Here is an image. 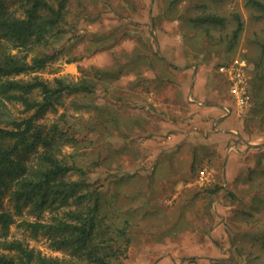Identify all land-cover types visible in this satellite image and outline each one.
<instances>
[{"label":"rangeland","instance_id":"obj_1","mask_svg":"<svg viewBox=\"0 0 264 264\" xmlns=\"http://www.w3.org/2000/svg\"><path fill=\"white\" fill-rule=\"evenodd\" d=\"M47 1L54 6L59 2ZM22 3L6 0L0 11L20 16ZM141 7L143 11L132 16ZM63 12L60 27L66 33L49 38L40 49L56 59L41 70L13 78L37 76L50 85L62 78L72 86L39 124L58 125V132L80 140L83 148L67 144L63 150L79 155L84 166L96 161L87 179L101 190L100 224L112 227L106 236H115L114 229L122 227V221L129 223L127 235L115 238L117 245L127 248L116 264H264L259 235L264 230V207L247 210L244 206L246 198L252 197L253 204L264 199L260 187H264V166L254 171L253 157L243 159L244 176L249 174L241 183L249 189L233 193L237 202L231 209L212 210L225 217L229 213L230 218L221 221L226 238L216 239L217 248H206L204 233L213 219L211 214L209 222L204 221L210 215L209 200L205 192L184 186L197 165L185 143L176 147L179 142L173 138L168 107L177 95L176 85L191 83L183 70L192 74L195 69L200 87L207 88L217 80L219 64L245 59L258 96L243 126L264 132L261 13L245 0H67ZM203 15L216 16L222 23L200 24L196 18ZM7 107L2 114L5 121L30 113L20 104ZM34 157L29 154L28 162ZM181 177L184 184L175 188L174 180ZM1 209H12L7 198ZM49 217V212L38 216L24 210L5 235L0 230V240L5 236L43 256L68 258V250L50 245L48 234L19 225L24 220L47 222Z\"/></svg>","mask_w":264,"mask_h":264},{"label":"trees","instance_id":"obj_2","mask_svg":"<svg viewBox=\"0 0 264 264\" xmlns=\"http://www.w3.org/2000/svg\"><path fill=\"white\" fill-rule=\"evenodd\" d=\"M5 1L0 0V9ZM66 1L59 0L54 6L47 0H23L20 16L0 11V208L4 198L12 204L11 210H0V230L5 235L24 210L38 216L49 212L47 222L24 220L19 225L34 233L48 234L50 245L68 250L70 256H43L24 242L4 236L0 240V264H116L127 251L124 245H117L115 238L127 235L129 223L124 220L122 227L116 226L115 236H106L112 227L100 224L101 190L87 179L96 161H91L90 167L84 166L79 155L63 150L67 144L83 148L80 140L66 137L62 130L58 132V125L39 124L72 86L62 78H55L52 85L37 76L29 80L13 78L41 70L56 59V55L40 49L49 38L66 33L60 27ZM245 3L264 17V0ZM196 20L200 24L222 23L212 15ZM240 28L239 21L235 36ZM256 96L258 91L251 82L254 105ZM9 103L20 104L30 113L5 121L2 114ZM29 154H35L34 161L28 162ZM254 205L255 210L264 207V199ZM249 212L247 216H251ZM259 233L264 244V230Z\"/></svg>","mask_w":264,"mask_h":264},{"label":"crops","instance_id":"obj_3","mask_svg":"<svg viewBox=\"0 0 264 264\" xmlns=\"http://www.w3.org/2000/svg\"><path fill=\"white\" fill-rule=\"evenodd\" d=\"M139 11H143V8L136 9V12H132V16H138ZM233 60L222 62L219 66ZM243 60L250 97L251 76L247 71V62ZM219 66L216 70L217 75H215L217 80L213 84L208 83L207 88L200 87L199 73L195 69L192 74L186 69L183 70L182 75L186 78L191 77V83L186 86V81H184L183 85H176L177 95L168 106L172 109L170 123L174 129L173 138L179 142L176 147H183L185 143L191 150L189 156L192 163L197 165V167L195 165L194 175L190 181L191 175H187L186 184L183 183L184 177L175 179L173 184L175 188L182 184L186 187L188 184L192 189L205 192V198L209 200L210 215L207 216L208 221L206 218L204 221L208 223L211 214L213 217L210 224L211 229L204 233L205 244H209L206 248H217L216 239L221 241L226 238L227 234L221 221L230 218L229 213L225 217L213 213L212 210L231 209L237 202L233 195L241 189H249L241 183L249 174L248 172L244 176L243 159L253 157L254 171L259 165L264 166V132L243 126V118L249 114L254 104L249 98L250 106L247 112L243 114L238 112L236 99L230 89V77L228 73L221 72ZM258 139H263V142H255ZM200 168H206L208 171V181L202 186L197 180V171ZM260 187L264 191V187L262 185ZM262 197L264 198V194ZM244 206L247 210H253L255 205L252 197L244 200ZM190 237L194 238L193 233ZM155 247L157 248L156 245Z\"/></svg>","mask_w":264,"mask_h":264},{"label":"built area","instance_id":"obj_4","mask_svg":"<svg viewBox=\"0 0 264 264\" xmlns=\"http://www.w3.org/2000/svg\"><path fill=\"white\" fill-rule=\"evenodd\" d=\"M245 61L243 59H234L228 64L219 66L221 72L228 73L230 77V89L236 99L237 109L240 114L247 112L250 106L247 80L244 74ZM197 180L200 186L208 181V171L206 168H200L197 172Z\"/></svg>","mask_w":264,"mask_h":264}]
</instances>
